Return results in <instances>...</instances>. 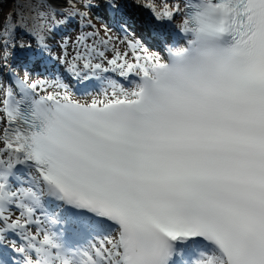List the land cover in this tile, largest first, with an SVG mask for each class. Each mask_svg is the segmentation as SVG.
I'll return each mask as SVG.
<instances>
[{"label":"snow or ice","instance_id":"6c2138e0","mask_svg":"<svg viewBox=\"0 0 264 264\" xmlns=\"http://www.w3.org/2000/svg\"><path fill=\"white\" fill-rule=\"evenodd\" d=\"M105 3L124 39L93 0L0 2V247L14 264H264V0H153L163 56ZM73 24L74 54L61 35L53 57Z\"/></svg>","mask_w":264,"mask_h":264},{"label":"bare ground","instance_id":"6f19581e","mask_svg":"<svg viewBox=\"0 0 264 264\" xmlns=\"http://www.w3.org/2000/svg\"><path fill=\"white\" fill-rule=\"evenodd\" d=\"M0 2H2V4H3V11L6 12L11 7L12 0H0ZM120 2L125 5L124 10H123L124 12H126L125 10H129V11H131V12H133V13H135L137 15L136 16L137 18H136V21H135L136 23H140V26H145L147 29L150 28V26L148 25L147 21L151 17L152 13H151V9L148 7V5L153 3V0H120ZM154 2L159 7L161 5V3H162V0H154ZM167 2L170 5H177L178 4V5H180V7L182 9H184V7H183L184 0L183 1L182 0H167ZM98 3L100 4V7H101V11H100L101 15L104 16V18H106L108 21H111V22L114 21L115 18L112 16L110 10L106 7L105 0H100ZM99 9L100 8H98V10ZM92 12L93 11H91V16H92ZM123 16L126 17V18H131V16L127 15V14H123ZM182 19H183L182 14H177L176 17H175L174 22L172 24L166 25V29H167L168 32L171 33L172 37L181 36V34L178 32V30L175 27V25H179L182 22ZM93 21L97 24L98 27H101L102 25H104L101 21H96L94 19H93ZM127 29L130 30L133 33L132 35L128 34L127 35V39H129V40L134 39V40L141 41V42H143L145 47H147L149 49V51L154 52V53H159L162 56L165 55V52H164V54H161L162 52H160L158 50H154L153 48L147 46L148 44L146 42H144V40L140 36V33H142V32L144 33L142 28H140V30L136 31L132 27L127 26ZM114 34L116 36H119L121 39L125 38V35H123V34H120V33H114ZM100 35H103V31L100 33ZM52 42H53V40H52ZM118 46L120 47L121 50H124V48H125L124 45H118ZM108 55L111 56V52H109ZM57 65H59V67H61L59 63L55 64V67H57ZM53 68H54V66H53ZM49 69H50V66L48 65V70ZM48 70L45 71L44 74H41V73L33 71L32 79L33 80L39 79L41 81H44V80H49L50 81L51 80V78H50L51 76H48V74H47ZM2 80H3V82L5 84H7L9 82V77H8L7 73H5L3 75ZM72 89H73V92H74V94L76 95L77 98H79V99H86L87 98L84 95V92L78 93L76 91V89H78L77 86H72ZM90 93L93 94V95H96V94L99 93V91L96 92V93H93V91H90ZM53 202L54 201H52V203ZM9 238L10 239H16L18 244H22L23 243L22 241H20L15 236H10ZM10 251L12 253H14V256L16 257V260H22V254L15 253L14 251L11 250V248L6 247V246L5 247H0V252H2V253L3 252L10 253Z\"/></svg>","mask_w":264,"mask_h":264},{"label":"rangeland","instance_id":"374dc122","mask_svg":"<svg viewBox=\"0 0 264 264\" xmlns=\"http://www.w3.org/2000/svg\"><path fill=\"white\" fill-rule=\"evenodd\" d=\"M98 2H99V0H93V3L96 5V7L98 6ZM85 31H92V29L88 28V29H85ZM78 35H79V30H77L75 32H72V33H69L68 35H66V37L68 38V43H69L68 51H69L70 54H74L73 53V49H72V45L74 44V42L76 40V37ZM86 43H88V44L93 43V39L92 38H88ZM53 53H54L53 57L62 55L61 51H60V49L58 47L53 51ZM37 215H39V214L37 213ZM33 231H35V229H33Z\"/></svg>","mask_w":264,"mask_h":264}]
</instances>
